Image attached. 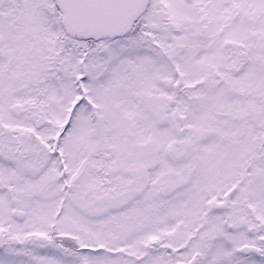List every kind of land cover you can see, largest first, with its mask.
Here are the masks:
<instances>
[{
  "label": "snow or ice",
  "instance_id": "snow-or-ice-1",
  "mask_svg": "<svg viewBox=\"0 0 264 264\" xmlns=\"http://www.w3.org/2000/svg\"><path fill=\"white\" fill-rule=\"evenodd\" d=\"M0 264H264V0H0Z\"/></svg>",
  "mask_w": 264,
  "mask_h": 264
}]
</instances>
